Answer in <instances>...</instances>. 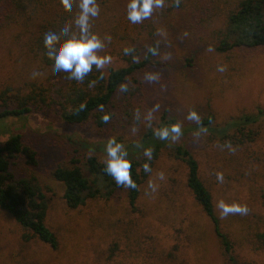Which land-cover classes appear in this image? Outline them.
<instances>
[{"label":"rangeland","instance_id":"obj_1","mask_svg":"<svg viewBox=\"0 0 264 264\" xmlns=\"http://www.w3.org/2000/svg\"><path fill=\"white\" fill-rule=\"evenodd\" d=\"M27 1L21 18L17 14L16 21L0 27V92L5 86L22 95L39 88L57 97L63 80L42 62L33 42L45 31H57L58 41L66 38L61 21L69 23V33H78L72 20L79 0H73L71 8L60 0ZM237 1L163 0L148 18L131 23L126 17L128 0H96L99 12L89 18V31L105 45L97 54L112 58L100 70L107 74L127 66L130 56L124 49L133 50L134 61L155 49L151 59L157 65L136 72L123 84L124 91L118 89L111 117L101 128L92 120L66 124L54 106L3 121L0 141L20 134L35 153V164L19 157L11 169L17 179L36 178L42 188L48 204L45 225L57 246L52 249L29 236L0 209V264H264V118L246 128L255 134L251 141L240 143L235 131L219 138L202 130L170 139L151 166L134 207L120 190L108 200L71 209L62 198V184L51 176L57 166H70L72 159L80 165L89 156L103 161L104 145L112 137L127 156L141 159V138L157 129L163 117L188 127L197 123L186 119L195 111L199 120L212 114L213 124L223 126L264 109V46L217 50L226 13ZM146 73L156 79L146 80ZM150 110L151 120H146ZM175 146L186 148L197 161L221 231L231 243L229 254L187 188L186 168L175 158ZM218 200L246 205L248 211L221 216Z\"/></svg>","mask_w":264,"mask_h":264},{"label":"trees","instance_id":"obj_2","mask_svg":"<svg viewBox=\"0 0 264 264\" xmlns=\"http://www.w3.org/2000/svg\"><path fill=\"white\" fill-rule=\"evenodd\" d=\"M26 8L27 4L24 0H0V27L13 20L16 21L17 14L21 18ZM225 23V29L217 45L218 51L264 46V0H238L237 4L226 13ZM33 45L41 53L42 62L52 67V60L43 45V35H37ZM127 53L130 56L127 66L109 69L107 74L93 66L92 71L82 81L68 79L66 72H57L64 83V88L59 91L57 97H52L44 89L39 88L22 95L5 86L0 92L2 107L0 131L4 129L5 119L22 118L33 109L49 106L56 108L55 114L66 124H84L92 120L99 128L105 126L111 117V104L120 86L136 72L147 66L157 65L151 59L153 54L151 51L140 61L133 60V50ZM104 114L109 116L107 122L101 119ZM262 118H264V109L257 108L254 114H244L230 119L223 126H217L213 124V115L208 114L193 126H180V136L193 130H202L219 138H228L229 132L235 131L238 134L236 139L242 143L254 139L255 134L246 131V128ZM175 123L176 121L165 120L163 117L157 128ZM153 132L154 130H148L140 141L142 148L152 149L151 160H147L144 156L141 159L133 155L126 157L132 164L129 171L135 181L134 188L117 186L112 177L104 172V160L101 161L96 156L87 157L82 165L78 159H72L70 166H57L51 172V176L62 184V198L66 206L77 209L87 201L108 200L115 192L123 190L127 194L129 205L134 207L141 188L151 173V166L158 159L161 149L166 148L170 140H160L153 135ZM173 152L175 158L185 165L187 188L201 207L202 213L211 222L224 253L229 254L232 250L231 243L221 231L212 195L200 178L197 161L183 146H175ZM19 157L25 158L30 164H35V153L31 147L24 144L20 134H11L5 141H0V209L12 217L18 226L30 234L29 236L55 249L56 237L45 225L48 204L42 188L36 178L17 179L12 172L11 166ZM145 162L149 165V172H145L141 166ZM84 171L90 176H86Z\"/></svg>","mask_w":264,"mask_h":264},{"label":"clouds","instance_id":"obj_3","mask_svg":"<svg viewBox=\"0 0 264 264\" xmlns=\"http://www.w3.org/2000/svg\"><path fill=\"white\" fill-rule=\"evenodd\" d=\"M61 4L66 8H71L73 0H60ZM163 6V0H128L126 5V17L131 23H139L141 20L148 18L154 8ZM78 14L73 18L72 24L78 29V33L73 31L69 33V23L61 21L60 31L66 33V38L58 41L57 31H45L43 34V45L52 60V68L56 72H66L67 78L82 81L85 76L92 71L93 66L97 70L103 68L110 63L111 56L105 54L103 56L97 54V50L102 49L105 45L102 40L89 31V18L98 15L99 7L96 0H79L77 5ZM110 39V37H106ZM58 41V42H57ZM125 53L129 49H124ZM149 51L155 54V49L150 48ZM223 67H219L218 71H223ZM146 80L156 79L152 73L145 74ZM94 83V82H93ZM121 91L126 89L125 85L120 86ZM103 106H101L102 108ZM158 105H154L153 109ZM101 119L108 121L109 116L104 114ZM146 120H151V110L145 116ZM186 119L199 122V116L195 111H189ZM181 134V128L178 123L159 127L154 130L153 135L160 140H176ZM105 159L104 172L111 176L117 186L135 187V181L131 178L130 168L131 161L127 157V150L114 137L109 138L104 145ZM143 156L147 160L152 158V149L145 148ZM142 168L145 172H149L148 163H143ZM217 180H222V174L217 173ZM161 178L162 174H161ZM149 188L155 190V186L149 183ZM216 207L220 210V215L225 216L229 213L246 214L248 208L246 205L236 203H225L218 200Z\"/></svg>","mask_w":264,"mask_h":264}]
</instances>
